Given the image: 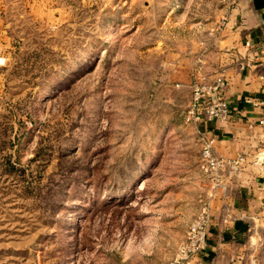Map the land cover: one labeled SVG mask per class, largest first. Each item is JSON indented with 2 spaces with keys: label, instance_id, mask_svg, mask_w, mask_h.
<instances>
[{
  "label": "rangeland",
  "instance_id": "rangeland-1",
  "mask_svg": "<svg viewBox=\"0 0 264 264\" xmlns=\"http://www.w3.org/2000/svg\"><path fill=\"white\" fill-rule=\"evenodd\" d=\"M110 5L36 0L1 42L0 264H171L198 212L208 184L174 63L224 6Z\"/></svg>",
  "mask_w": 264,
  "mask_h": 264
},
{
  "label": "crops",
  "instance_id": "crops-1",
  "mask_svg": "<svg viewBox=\"0 0 264 264\" xmlns=\"http://www.w3.org/2000/svg\"><path fill=\"white\" fill-rule=\"evenodd\" d=\"M106 1L127 11L158 0ZM35 4L36 0H0V56L1 42L13 41L24 19L33 21ZM52 4L47 1L45 6L57 9ZM218 8L217 17L193 23L198 34L181 41L176 57L184 60L174 64L188 87L201 61L206 73L228 81L230 113L211 129L218 138L217 155L243 162L228 188L219 190L212 201L207 250L190 264H264V0H236L223 29L219 23L227 11Z\"/></svg>",
  "mask_w": 264,
  "mask_h": 264
},
{
  "label": "built area",
  "instance_id": "built-area-1",
  "mask_svg": "<svg viewBox=\"0 0 264 264\" xmlns=\"http://www.w3.org/2000/svg\"><path fill=\"white\" fill-rule=\"evenodd\" d=\"M220 2L228 10H232L236 5V0ZM227 19L228 17L222 18L220 29L225 27ZM202 63H199L192 75V100L185 121L196 129L200 146L199 168L208 187L199 199L198 212L191 221L184 240L179 244L171 264H190L205 254L212 225L211 203L219 190L228 188L243 162L242 158L225 159L216 153L218 138L211 128L213 123L225 121L230 113V104L225 96L228 81L223 75L206 73ZM261 124H264V120Z\"/></svg>",
  "mask_w": 264,
  "mask_h": 264
}]
</instances>
